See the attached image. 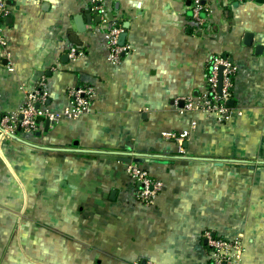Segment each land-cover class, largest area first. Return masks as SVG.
<instances>
[{
	"label": "crops",
	"instance_id": "1",
	"mask_svg": "<svg viewBox=\"0 0 264 264\" xmlns=\"http://www.w3.org/2000/svg\"><path fill=\"white\" fill-rule=\"evenodd\" d=\"M8 4L0 119L41 80L55 114L73 87L95 95L79 118L0 143V264H208L205 232L240 243L239 264H264V0H202L200 27L191 0H103L130 48L118 65L90 0ZM218 55L236 67L226 122L184 110ZM185 131L180 154L162 134ZM113 153L148 160L138 165L162 183L153 205Z\"/></svg>",
	"mask_w": 264,
	"mask_h": 264
},
{
	"label": "built area",
	"instance_id": "2",
	"mask_svg": "<svg viewBox=\"0 0 264 264\" xmlns=\"http://www.w3.org/2000/svg\"><path fill=\"white\" fill-rule=\"evenodd\" d=\"M193 21L195 27L204 24L201 18L203 10L202 0H191ZM90 10L100 17V27L104 30V41L108 51V60L118 65L123 56L129 53L130 48L119 43L123 32L121 26L109 20L105 15L103 0H90ZM9 13L8 0H0V46L6 45L3 33V20ZM83 55V51L76 48L70 50L69 56L73 60ZM209 71L206 78V91L199 98H189L184 110H201L217 117L219 122H226L230 116L229 101L232 96V88L236 67L233 62L224 55L213 57L209 62ZM220 77H222L220 87ZM45 80H41L37 86L28 92L24 107L15 115L2 116L0 119V143L12 140L18 132L25 136L34 135L39 130L40 119H48L58 122L62 118L76 119L89 112L95 95L94 88L90 85L73 87L69 92L70 106L62 114H55L48 109L49 92L46 89ZM193 123V128L195 127ZM189 132L182 133L164 132L162 136L166 140L177 143L178 152L183 154L184 140ZM127 174L139 184L137 201L144 206L154 204L156 197L162 189V183L150 176V174L138 164H127ZM204 238L209 250L208 264H239L242 256V246L238 242L217 237L212 232H205Z\"/></svg>",
	"mask_w": 264,
	"mask_h": 264
},
{
	"label": "water",
	"instance_id": "3",
	"mask_svg": "<svg viewBox=\"0 0 264 264\" xmlns=\"http://www.w3.org/2000/svg\"><path fill=\"white\" fill-rule=\"evenodd\" d=\"M257 2H262L263 0H256ZM88 19V23L89 25L92 24V15H88L87 16ZM75 21V25L76 28L78 30V32L80 33H84L86 31V23L84 22V17L82 15H78L75 17L74 19ZM97 22H100V18H96ZM125 38H126V34H121L119 40L121 45L124 44L125 42ZM221 81H222V77H220V87H221ZM234 102L230 101L229 104L232 105ZM50 126V121L47 120L46 121V128H45V132L48 131V127ZM41 132L37 133V136H40ZM106 158H109L111 160L120 162V163H124V164H143L146 161H148L147 159L143 158V156H139V155H132V154H117V153H113L111 156H106Z\"/></svg>",
	"mask_w": 264,
	"mask_h": 264
},
{
	"label": "trees",
	"instance_id": "4",
	"mask_svg": "<svg viewBox=\"0 0 264 264\" xmlns=\"http://www.w3.org/2000/svg\"><path fill=\"white\" fill-rule=\"evenodd\" d=\"M9 1V0H8Z\"/></svg>",
	"mask_w": 264,
	"mask_h": 264
}]
</instances>
